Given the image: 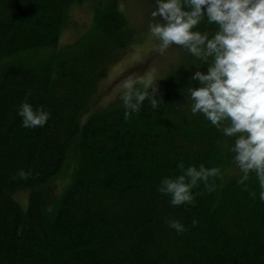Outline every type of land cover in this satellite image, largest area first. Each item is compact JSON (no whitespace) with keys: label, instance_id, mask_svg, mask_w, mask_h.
Segmentation results:
<instances>
[{"label":"trees","instance_id":"obj_1","mask_svg":"<svg viewBox=\"0 0 264 264\" xmlns=\"http://www.w3.org/2000/svg\"><path fill=\"white\" fill-rule=\"evenodd\" d=\"M86 1H93L91 29L74 55L58 52L69 10ZM196 27L215 31L206 21ZM136 33L116 0H0V264H264L258 180L251 173L246 187L238 184L231 138L190 112L187 88L196 82L188 78L206 68L186 50L178 46L160 80L156 109L145 100L127 118L119 108L80 125ZM26 95L50 112L45 126L21 127L17 108ZM73 147L74 181L50 210L41 188ZM201 163L221 171L209 178L213 191L203 182L192 190L195 204L171 206L156 190L183 174L181 165ZM21 168L31 175L13 180ZM18 191L28 192L25 210ZM169 218L186 231L178 235Z\"/></svg>","mask_w":264,"mask_h":264},{"label":"clouds","instance_id":"obj_2","mask_svg":"<svg viewBox=\"0 0 264 264\" xmlns=\"http://www.w3.org/2000/svg\"><path fill=\"white\" fill-rule=\"evenodd\" d=\"M154 2L150 13L153 19L147 27L158 41L156 51L163 56L172 45H178L205 65L206 71L195 68L188 78V82H196L187 88L190 112L201 114L223 136L231 138L227 151L240 174L237 183L246 187L245 181L254 173L260 187L259 199L264 202V0ZM203 21L215 25V31L198 30L196 26ZM156 80L150 74L142 87L132 77L122 81L126 118L139 113L145 100L152 109L161 104ZM17 115L21 127L27 129L43 127L50 118V112L34 108L27 95ZM181 168L183 174L163 179L156 189L169 196L171 206L195 204L192 190L203 182L208 191H213L215 186L208 183L209 178L219 176L221 171L202 163ZM30 175L21 168L12 179L24 180ZM191 223L196 226L198 221L193 218ZM167 224L178 235L186 231L178 219L169 218Z\"/></svg>","mask_w":264,"mask_h":264},{"label":"rangeland","instance_id":"obj_3","mask_svg":"<svg viewBox=\"0 0 264 264\" xmlns=\"http://www.w3.org/2000/svg\"><path fill=\"white\" fill-rule=\"evenodd\" d=\"M117 7L128 18V21L137 29L133 43L121 54L118 61L110 68L107 76L97 86V92L90 98L88 109L81 113L80 125L94 114L107 115L110 111L123 108L121 99L122 81L132 77L137 80L138 86H143V81L152 74L157 86L160 80L176 59L178 45H172L165 55L156 51L158 41L148 32V22L155 8L154 0H116ZM155 19H159L156 17ZM69 22L62 29L57 51L72 56L79 50L83 37L92 27L93 1H86L69 10ZM48 54L47 52L43 55ZM119 54V55H120ZM155 69V72L153 70ZM161 78V79H159ZM151 90V89H149ZM78 148H71L61 170L41 190L47 192L51 199L50 210L59 204L62 195L74 181L79 166ZM28 192L18 191L14 199L25 210Z\"/></svg>","mask_w":264,"mask_h":264}]
</instances>
